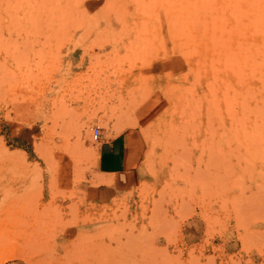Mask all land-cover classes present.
Wrapping results in <instances>:
<instances>
[{
  "label": "rangeland",
  "instance_id": "rangeland-1",
  "mask_svg": "<svg viewBox=\"0 0 264 264\" xmlns=\"http://www.w3.org/2000/svg\"><path fill=\"white\" fill-rule=\"evenodd\" d=\"M0 264H264V0H0Z\"/></svg>",
  "mask_w": 264,
  "mask_h": 264
},
{
  "label": "crops",
  "instance_id": "crops-1",
  "mask_svg": "<svg viewBox=\"0 0 264 264\" xmlns=\"http://www.w3.org/2000/svg\"><path fill=\"white\" fill-rule=\"evenodd\" d=\"M97 172L93 190L100 203L112 202L137 181L142 145L134 132L104 139L97 148Z\"/></svg>",
  "mask_w": 264,
  "mask_h": 264
},
{
  "label": "built area",
  "instance_id": "built-area-1",
  "mask_svg": "<svg viewBox=\"0 0 264 264\" xmlns=\"http://www.w3.org/2000/svg\"><path fill=\"white\" fill-rule=\"evenodd\" d=\"M103 138V135H102V132L99 128H96L94 131H93V139L94 141L98 142L100 141L101 139Z\"/></svg>",
  "mask_w": 264,
  "mask_h": 264
}]
</instances>
